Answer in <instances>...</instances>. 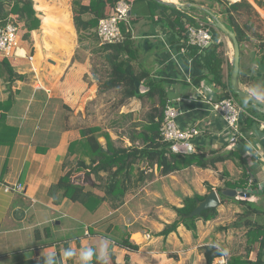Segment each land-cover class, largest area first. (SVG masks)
<instances>
[{
	"label": "crops",
	"instance_id": "obj_1",
	"mask_svg": "<svg viewBox=\"0 0 264 264\" xmlns=\"http://www.w3.org/2000/svg\"><path fill=\"white\" fill-rule=\"evenodd\" d=\"M1 1L12 4L9 0ZM34 1L41 26L32 32L31 38L34 47L41 51L33 54L32 62L23 54L7 58L14 73L3 64L4 56L0 53V101H11L8 111H1L7 114L5 124L19 129L17 136L8 132L4 136L6 142L0 141V264H15L52 254H59L62 264H94L96 256L105 258L109 264H207L201 248L208 244L227 252L233 250L235 253L239 249L240 254L246 253V239L241 246L232 236L237 230L242 232L240 229L244 233V228L219 229L235 220L226 223L223 221L225 215L243 212V207L226 195L224 200L220 195L216 218L197 220L195 229L180 224L168 235H163L162 231L178 219L174 207H183L187 197L207 196L213 190L219 193L218 189L225 188L226 181L239 183L244 171L253 178L252 182L235 188L253 186L257 190L261 187L264 182V118H256L250 132H244V142L239 143L240 154L248 167L236 157L218 162L215 167L193 164L164 175L157 165L147 163L149 166H141L143 182H137L118 208L105 201L96 211H90L66 197L55 201L50 194L51 187L65 174L70 144L82 138L80 119L86 118L87 104L98 97L99 82L93 75L90 57L76 58L80 41L74 22L73 0ZM169 1L198 5L187 10L193 11L191 13L200 21L210 17L208 11L220 16L217 12L221 13L223 7L219 0ZM248 1L264 21V0ZM146 4L139 0L133 5L130 24L138 49L144 48L147 53L152 49L153 53L146 56L148 64H145L144 53L139 52L137 67L144 66L157 79H169V102L182 110L178 118L180 126L197 125L203 130L195 140L193 152L199 147L210 156L212 151H230V135L225 123L211 111L209 103V100H220L224 90L207 81L200 86L190 84L193 62L179 54L176 37L161 23H155ZM136 6L141 13L134 11ZM10 8L12 5L6 4L3 12ZM143 8L149 13L146 18L142 15ZM220 40L225 42L227 61L223 74L227 81L233 68V50L226 35L221 33ZM244 45L246 53L241 58L244 72L252 70L264 75V71L255 69L257 65L253 62L257 54H261L259 41H247ZM22 49L28 54L25 47ZM45 60L49 64L51 60L56 69H47ZM240 86L264 101L263 84L240 81ZM181 97L185 99L179 101ZM15 184H22L23 188L6 191V185ZM81 184L91 189L87 181ZM208 185L213 187L212 191ZM92 190L104 195L98 187ZM236 198L264 205V191L250 198ZM124 239L138 248L122 246L120 242ZM89 250L91 258L83 259L82 254ZM257 253L258 245L250 258L256 259Z\"/></svg>",
	"mask_w": 264,
	"mask_h": 264
},
{
	"label": "trees",
	"instance_id": "obj_2",
	"mask_svg": "<svg viewBox=\"0 0 264 264\" xmlns=\"http://www.w3.org/2000/svg\"><path fill=\"white\" fill-rule=\"evenodd\" d=\"M9 1L12 2V8L8 12L6 10L0 12V16L6 18L10 14L16 15V19L19 20L17 21L22 22L21 25L26 30L22 40H29L32 32L41 26V18L35 8V1ZM117 1L73 0L74 22L81 43L85 38H92L100 20L111 13ZM137 1L139 0H131L133 5ZM144 1L147 3V10L151 13L155 23H161L164 29L172 31L174 37H176L175 45L177 48L180 50L183 46H186L188 27L193 24L198 25V17L191 13L193 11L173 8L155 0ZM219 3L223 6L221 11L225 20L223 21L230 29L235 31L240 42L241 58L244 44L247 41H259L261 54H257L258 56L253 59V62L257 65L255 69L264 71V21L260 14L248 0L236 2L219 0ZM204 14L207 15L205 12ZM131 20L132 15L130 16ZM123 29L126 34L125 41L121 43H100V47L97 49L102 53V62L106 69V76L101 78L96 65L92 67L93 75L99 82V93H106L113 89L121 88L122 97L118 102L119 106L123 105L127 99L133 97L140 99L148 97L156 101L155 106L146 114V118L140 121L141 123L134 124L139 129H136V133L129 137L131 145L128 146L118 145L111 133L99 125H82V138L73 141L69 146V159L73 156L79 157L76 163L77 168L75 170L69 169V163H67L69 159H67L65 174L57 184L51 187L50 194L56 202H59V198L66 197L73 202L83 204L90 211H96L103 202L108 201L113 208H118L125 203L128 193L137 185V182H143V172L139 167L142 162L157 165L160 172L164 175L193 164L204 168L215 167L218 162L228 159L233 160L236 157L244 165L247 162L240 154L241 147L239 146L225 153L212 151L210 156L201 147L193 153L177 152L172 149V143L162 140L160 128L164 120L165 110L171 100L170 91L167 88L170 80L157 79L149 69L144 66H141V68L137 67L139 64H136L139 49L136 45V40L132 38V30L128 31L124 24ZM212 30L214 42L210 46L205 49H200L198 46L193 45L187 46L184 58L193 62L190 84L200 86L202 82L207 81L221 86L224 94L220 96V99L233 95L240 104L244 105L232 89L231 72L227 81L224 80L223 65L227 61L225 42L220 40L221 33L215 26H212ZM20 53L24 54L25 51L21 49ZM3 64L7 69H10L11 73H14V68L6 57L3 60ZM240 67L239 78L242 83H249V81L253 80L264 86V75L253 73L252 70L249 73L244 72L242 62ZM138 81L141 82V85L145 84L144 86L148 89L137 93ZM10 104V99L5 102L0 101V141L3 142H6L4 136L8 132H14V135L17 136L19 131L17 127H9L5 124L7 114L1 110L8 111ZM133 114V112L122 113V118L126 120L133 117ZM256 118H264V114L252 108L245 109L240 118L242 130L250 132ZM100 137L105 138V143L100 141ZM75 172H84L85 179L88 178V180L94 175L98 182L89 183L91 186V189H89L86 185L74 181ZM243 176L244 178L239 183L226 181L225 188L247 185L252 177L245 171ZM94 187L100 188L104 195L95 193L92 190ZM225 188L220 187L218 189L223 200L226 198L221 192ZM208 189L212 191L213 187L208 185ZM205 197L206 195L196 194L192 197H187L183 207H174L178 214V219L174 223L167 225L162 234L168 235L176 230L180 224H184L189 229H195L197 220L216 218L218 216V208L204 210L200 215L192 218L187 217L195 209L198 202L204 200ZM232 199L243 207V212L232 223L224 227L221 226L219 229L244 228L247 245L245 254H240L239 249H236L235 253L233 250L228 252L230 264H264V205L248 199H237L236 197ZM120 244L134 250L138 248L136 244L128 239L122 240ZM257 245V257L256 259H251L250 254ZM201 250L207 259V264H214L215 259L222 254V248L214 244L204 245ZM49 260H51V264H62L59 254L43 256L41 263L48 264ZM34 263L35 260L26 259L15 264ZM94 264H109V262L105 258L96 256Z\"/></svg>",
	"mask_w": 264,
	"mask_h": 264
},
{
	"label": "built area",
	"instance_id": "obj_3",
	"mask_svg": "<svg viewBox=\"0 0 264 264\" xmlns=\"http://www.w3.org/2000/svg\"><path fill=\"white\" fill-rule=\"evenodd\" d=\"M132 8L133 4L131 0H118L112 8L111 13L100 20L95 31L101 44L121 43L125 41L126 34L123 29V24L126 25L128 31L132 30L130 24ZM16 18V15H12L0 19V53L3 54L4 58H17L21 56L19 51L22 49L23 42L21 33L22 26ZM198 21H200V19ZM212 26H214V24L211 17H208L206 21H200L198 25L193 24L189 26L187 31V44L179 50V54L185 55L187 46L190 45L198 46L200 49H205L210 46L214 42ZM22 56H26L31 62L34 60L33 54L24 53ZM189 62L192 63V60ZM184 99V97L178 98L179 101ZM209 103L211 111L219 115L225 123V130L230 135V140L228 142L229 148L235 149L239 146V143H243L246 139L240 122L241 114L245 110V107L240 104L233 95L224 97L218 101L209 100ZM181 114L182 110L180 107L169 102L160 128L162 140L172 143V149L177 152H180L177 148L178 144L186 146L193 145L194 147L195 140L203 132L197 125L186 128L180 126L178 118ZM252 180L253 178L250 179V182H252ZM22 188V184L5 186L6 191H18ZM34 264H42L41 259H35ZM214 264H230L227 250L222 248V254L215 259Z\"/></svg>",
	"mask_w": 264,
	"mask_h": 264
},
{
	"label": "rangeland",
	"instance_id": "obj_4",
	"mask_svg": "<svg viewBox=\"0 0 264 264\" xmlns=\"http://www.w3.org/2000/svg\"><path fill=\"white\" fill-rule=\"evenodd\" d=\"M136 10L140 12L139 6L135 7L134 11L136 12ZM217 13L220 15L218 17L221 20L222 18L224 20V16L221 15V13L219 12ZM146 14H149V13L146 11L145 8H143L142 15L144 18H146ZM21 29H22L21 33L23 36L26 30L23 28V26ZM95 33L94 35H92V38L90 39L85 38L82 43L79 42L80 46L77 50L76 58L83 60V59L90 57L92 67L93 65H96L97 69L99 70V74H100L99 76L102 78L106 76V69L103 66L102 57H101L102 53H100L97 50L100 47V40L97 37L98 36L97 33L96 34ZM34 43L35 42L32 41V38H30L29 40H24L22 42V46L27 49V52L29 54L40 52L41 50L38 47L37 48L34 47ZM139 49H140L139 52L140 53L143 52L144 53L143 55L146 58L144 59V63L148 64V60L146 56H149L153 53L152 49H149L148 53L145 51L144 48H139ZM245 53L246 52L243 49V55ZM50 62L51 63L49 64L45 60V64H44L45 67H47V69H56V67L52 65L54 63H52L51 60ZM121 97H122L121 88L113 89L106 93H98V97L92 103L89 102L87 104V107L85 109L86 118H81L80 121H81V125L83 126L99 125L104 130H108L118 145H130L129 142H131V140L129 137L136 133L137 131L136 129H139V128H136L134 124L141 123L140 121L146 118V114L149 111H151V109L155 106L156 101H153L149 99L148 97H145L143 99H140V98L135 99L133 97V98L127 99L123 105L119 106L118 102L120 101ZM130 111H134L133 117L128 118L126 120L123 119L122 112L127 113ZM99 139L102 143H105L104 137H100ZM77 158L79 157L73 156L68 160L69 162L67 163H69V169L72 168L75 170L77 168L76 167V163L78 161ZM147 163L151 165L149 162H144V164L141 163L139 165L140 169H141V166L142 167L149 166L147 165ZM73 179L77 183H85L87 181L88 183L92 184V183L97 182V179L94 175L92 176V178H90V180H88V178L85 179L84 172H78V173L75 172ZM238 215H239L238 213L235 214L233 212H230L228 215H225L223 221L226 223H229L233 221V219H236ZM240 231L242 232H238L237 230L235 231L234 235L232 234L231 235L234 236L235 242L240 243L242 246L246 238L243 233L244 230L240 229ZM242 251H244V249ZM242 254H245V253H242Z\"/></svg>",
	"mask_w": 264,
	"mask_h": 264
},
{
	"label": "water",
	"instance_id": "obj_5",
	"mask_svg": "<svg viewBox=\"0 0 264 264\" xmlns=\"http://www.w3.org/2000/svg\"><path fill=\"white\" fill-rule=\"evenodd\" d=\"M160 3H163L165 5H168L173 8L178 9H191V8H197L199 7L196 4L193 3H187V2H174L169 0H155ZM12 5L11 3H1L0 4V11L3 12V8L5 5ZM210 14V17L213 19L214 26L224 35H226L230 42V47L233 50V68L231 71V85L232 89L235 94H237L238 98L244 103L245 109L252 108L254 110H257L258 112L264 114V101L252 94H250L248 91L244 90L240 86V64H241V46L240 42L237 38V35L234 30L230 29L227 24L222 21L217 14L214 12L208 11ZM148 88L141 85V82H137V93L141 91H145ZM177 148L180 152L183 153H193L194 147L193 145L186 146L183 144H178ZM255 182H258V179L255 180ZM259 189H253V186H249L247 188H227L223 191V195L229 196V197H242V198H250L252 195L256 194H262L264 191V182L260 184ZM221 204V198L218 191L213 190L211 193H209L204 200L199 201L195 209L187 215V217L192 218L197 215H200L202 211L211 209V208H217Z\"/></svg>",
	"mask_w": 264,
	"mask_h": 264
},
{
	"label": "clouds",
	"instance_id": "obj_6",
	"mask_svg": "<svg viewBox=\"0 0 264 264\" xmlns=\"http://www.w3.org/2000/svg\"><path fill=\"white\" fill-rule=\"evenodd\" d=\"M69 255H71V253H68ZM83 259L88 260L91 258V250H89L88 252H85L82 254ZM48 264H51V260L48 261Z\"/></svg>",
	"mask_w": 264,
	"mask_h": 264
},
{
	"label": "bare ground",
	"instance_id": "obj_7",
	"mask_svg": "<svg viewBox=\"0 0 264 264\" xmlns=\"http://www.w3.org/2000/svg\"><path fill=\"white\" fill-rule=\"evenodd\" d=\"M232 50V49H231ZM233 53V52H232ZM233 58H234V55H233Z\"/></svg>",
	"mask_w": 264,
	"mask_h": 264
}]
</instances>
